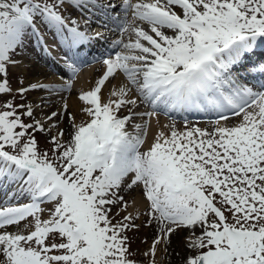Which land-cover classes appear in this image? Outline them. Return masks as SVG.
<instances>
[{
  "label": "snow or ice",
  "instance_id": "obj_1",
  "mask_svg": "<svg viewBox=\"0 0 264 264\" xmlns=\"http://www.w3.org/2000/svg\"><path fill=\"white\" fill-rule=\"evenodd\" d=\"M66 5L93 15L117 8L111 0H0V94L12 92L8 66H17L26 41L43 43L38 23L69 51L103 38L88 32L89 19L84 30L69 21ZM119 8L123 17L109 21L121 38L102 54L95 86L79 94L87 119L68 114L67 140L61 129L41 151L33 133L44 124L22 118L33 117V107L0 104V264H157L161 246L167 252L181 232L182 264H264V84L242 78L264 74V0H121ZM117 72L127 83L105 102L102 86ZM54 87L31 83L17 91L24 99ZM138 103L219 118L210 129L168 125L141 151L147 122L135 124V134L127 125L157 113L133 112ZM122 109L128 114L120 116ZM134 187L156 230L140 254L145 261L134 258L127 235L141 227L136 217L115 220L112 211L127 207L122 193Z\"/></svg>",
  "mask_w": 264,
  "mask_h": 264
},
{
  "label": "bare ground",
  "instance_id": "obj_2",
  "mask_svg": "<svg viewBox=\"0 0 264 264\" xmlns=\"http://www.w3.org/2000/svg\"><path fill=\"white\" fill-rule=\"evenodd\" d=\"M111 3L116 4L118 8L121 0H114ZM62 14L69 21H71V19H76L81 30L85 29L82 20L89 19L90 26L87 28L88 32L90 34H94L97 31L102 32L103 38L93 39L87 45H82L76 50L69 51L67 46L61 40H50L52 38L50 35L53 34L54 30L50 31L44 29L46 31V35L44 36L47 37V41L42 43L43 51H41L42 49L39 50L35 48V45L32 50H23L21 54L18 53L16 55V57L20 58L21 62L17 61V66L11 67L15 75L18 78H22L19 82L23 84L22 87L24 88H27L31 83H45L55 86L51 89L29 91L35 92V95L25 100V104L33 107V117L30 118L29 123H32L33 120L41 121L45 126V131L40 132V134L48 137L50 140L51 136L57 135L61 129L65 132L64 139H68V134L72 130V120L69 119V113L75 117L77 123L86 119V114L81 111L82 107L85 105L79 100V94L83 91L91 90V88L95 86L97 79L105 70L102 64V54L106 51H110V49L109 45L103 46L102 42H107L109 40L114 41L121 38V33L116 28V25L109 21V16H112L110 13L104 15L103 13L96 11L95 15H93L90 12H82L75 6L66 5V10H64ZM117 15L121 16L122 14ZM128 17V19L131 20V13H129ZM105 24H107V27H104ZM38 29L40 30L41 28L39 27ZM117 34L119 37L116 38L115 36ZM124 39H127V37L125 36ZM43 40L45 39L43 38ZM99 41H101L100 46H102V48L100 49L99 47L101 51L96 53L95 57H99L100 59H94L92 53L96 51L95 46ZM45 48H47V51H45ZM260 52L261 54H264V46H261ZM54 58L61 60L62 62L68 61L69 63L74 64L76 70L78 69L80 71L74 76L73 71L68 68L67 63L62 64ZM255 59L257 58L254 57L253 60ZM95 60H99L100 62L95 65L93 64V61ZM251 62L252 61H249V63ZM111 78L112 77L105 82V85H103L101 89L102 97L105 102L110 98V92L114 87L118 88L121 84L127 83L126 78L119 72L115 74L113 81L109 82ZM242 78L245 83H248L253 87L259 84H264V74L261 73L254 75L250 72H244L242 73ZM68 82L71 83V87H65ZM66 91H68L66 102H63L61 100L63 95L60 92L66 93ZM133 95H135L134 92ZM56 101L58 104L55 106L54 103H56ZM49 103L51 105L48 106ZM65 104H67V109L64 108ZM129 107L132 108L133 112L142 113L155 111L157 113L156 116L136 115L127 125L128 130L135 134L137 130L134 125L141 124L144 126L145 122H147V132L146 135H144L145 143L141 145V151L146 150L151 145L159 131L167 132L168 128L166 126L168 125L175 124L177 128L182 130L185 126V122H188L189 124H194L201 128L204 127L210 129L212 122L218 119V115L215 113L170 111L165 110L162 106L153 109L150 105L144 103H138L135 106ZM54 111L58 112L59 115L49 121L47 117H49ZM126 114H128L127 109H122L119 113L120 116ZM229 123H235V121L230 119ZM53 125H55V127H53ZM1 194L2 192H0V196L3 195ZM122 195H124L126 203L129 204L130 211L133 210L134 205L138 207L136 209L137 211L135 210V213L137 214H141L142 211L145 212L147 210L146 201L141 198V190L139 188L134 187L130 191L125 190ZM140 218L139 223L146 219L142 215ZM148 231L152 232V234L156 233L155 226ZM186 234V232H181L177 235H173L171 238V245L168 247L167 252H164L163 246H161L160 252L156 257L157 264H182L183 258L188 254V250L184 244Z\"/></svg>",
  "mask_w": 264,
  "mask_h": 264
},
{
  "label": "rangeland",
  "instance_id": "obj_3",
  "mask_svg": "<svg viewBox=\"0 0 264 264\" xmlns=\"http://www.w3.org/2000/svg\"><path fill=\"white\" fill-rule=\"evenodd\" d=\"M114 0H111V2H113ZM135 0H133L134 2ZM130 13V12H129ZM110 14H114V15H117V14H122L123 13L120 11V8L118 7L115 11H112L110 12ZM120 16V17H123V16ZM129 18V17H128ZM116 38L119 37V35L117 34L115 36ZM113 41L112 40H109L107 42H105V45H110ZM29 43V44H28ZM34 41H33V38L32 36L26 41V46H25V49L24 50H30L33 45ZM117 51L120 50L119 48L116 49ZM19 54H21V52H18ZM16 57V56H15ZM14 57V58H15ZM16 61H20V58L19 57H16L15 58ZM56 61H59L63 64L67 63L69 64V62H62L61 60H57L55 59ZM37 62H39L38 60H36ZM100 61L97 60V62H93V64H98ZM89 64V63H87ZM12 66H8V75H7V80H8V83H9V86L10 88L12 89V92L11 93H8V94H0V104H3L4 102L6 101H12L14 104H20V103H25V100L31 96H34L35 95V92H27L25 94V98L22 99L20 97V95L18 94V89L22 87L23 84H21L19 82L20 79L22 78H18L15 73L13 72ZM17 77V78H16ZM72 81V80H71ZM113 81V78H111V80L109 82H112ZM21 86V87H19ZM67 92H60L62 93L63 97H62V101L63 102H66V95H67ZM56 104H58V102L56 101V103H54V105L56 106ZM51 105L50 103L48 104V106ZM24 119V122L25 123H29L30 121V118L29 117H22ZM87 119V117H86ZM85 119V120H86ZM204 128V127H202ZM33 135L35 136L36 140H37V143H38V146L40 148L41 151H45V150H48L52 147L51 145V140L46 137V136H42L40 134L39 131L37 132H34ZM46 207H51V205H46ZM133 210L130 211V208H129V204L127 203V207H123V206H117V207H114L112 209L113 213L116 214L115 215V220H120L122 219V217L124 215H127L129 213H131L132 215H134L136 217L135 219V223L137 224H141V227L138 229V230H132V231H129L127 233V235L129 236V240H130V247L132 249V252L134 254V258L137 260V261H145L146 258L143 257L142 254L143 252H145L148 247L151 245V242L152 240L154 239L156 233H153L148 231L149 229H153L154 225H148L147 224V216H146V211L143 212L141 214H137L135 213V210L138 208L136 205L133 206ZM137 211V210H136ZM142 216H144V218H146L143 222H140L139 223V218ZM141 219V218H140ZM114 220V222H115ZM23 227V225L21 226ZM9 231H14L15 229L13 228H9L8 229ZM160 252V250L158 251V253ZM162 264V263H161ZM176 264H179V263H176Z\"/></svg>",
  "mask_w": 264,
  "mask_h": 264
}]
</instances>
